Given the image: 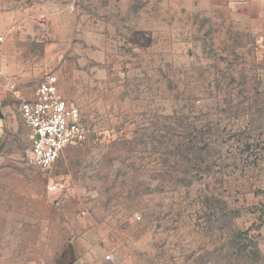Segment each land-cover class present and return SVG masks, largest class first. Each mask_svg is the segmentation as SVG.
I'll return each mask as SVG.
<instances>
[{"label": "rangeland", "instance_id": "obj_1", "mask_svg": "<svg viewBox=\"0 0 264 264\" xmlns=\"http://www.w3.org/2000/svg\"><path fill=\"white\" fill-rule=\"evenodd\" d=\"M0 34V264H264V0H0ZM49 74L86 136L43 170Z\"/></svg>", "mask_w": 264, "mask_h": 264}, {"label": "built area", "instance_id": "obj_2", "mask_svg": "<svg viewBox=\"0 0 264 264\" xmlns=\"http://www.w3.org/2000/svg\"><path fill=\"white\" fill-rule=\"evenodd\" d=\"M4 44L5 36L0 34V57ZM2 75L0 61V78ZM20 112L32 135L30 159L43 170L51 169L68 146L82 142L86 136L81 108L60 96L55 75L45 77L36 98L24 102Z\"/></svg>", "mask_w": 264, "mask_h": 264}, {"label": "water", "instance_id": "obj_3", "mask_svg": "<svg viewBox=\"0 0 264 264\" xmlns=\"http://www.w3.org/2000/svg\"><path fill=\"white\" fill-rule=\"evenodd\" d=\"M0 119L3 120L4 119V113H3V109H2V105L0 103Z\"/></svg>", "mask_w": 264, "mask_h": 264}, {"label": "trees", "instance_id": "obj_4", "mask_svg": "<svg viewBox=\"0 0 264 264\" xmlns=\"http://www.w3.org/2000/svg\"><path fill=\"white\" fill-rule=\"evenodd\" d=\"M256 159H257V160L259 159L257 155H256ZM257 160H256V161H257Z\"/></svg>", "mask_w": 264, "mask_h": 264}]
</instances>
